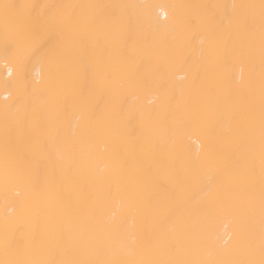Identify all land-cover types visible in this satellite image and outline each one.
Masks as SVG:
<instances>
[{
    "label": "bare ground",
    "instance_id": "bare-ground-1",
    "mask_svg": "<svg viewBox=\"0 0 264 264\" xmlns=\"http://www.w3.org/2000/svg\"><path fill=\"white\" fill-rule=\"evenodd\" d=\"M0 264H264V0H0Z\"/></svg>",
    "mask_w": 264,
    "mask_h": 264
},
{
    "label": "snow or ice",
    "instance_id": "snow-or-ice-1",
    "mask_svg": "<svg viewBox=\"0 0 264 264\" xmlns=\"http://www.w3.org/2000/svg\"><path fill=\"white\" fill-rule=\"evenodd\" d=\"M3 7H4L5 10H7L10 6L5 4V5H3Z\"/></svg>",
    "mask_w": 264,
    "mask_h": 264
}]
</instances>
